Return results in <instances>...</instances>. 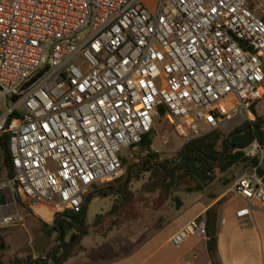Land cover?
Segmentation results:
<instances>
[{
	"label": "built area",
	"instance_id": "2783aa9c",
	"mask_svg": "<svg viewBox=\"0 0 264 264\" xmlns=\"http://www.w3.org/2000/svg\"><path fill=\"white\" fill-rule=\"evenodd\" d=\"M0 88L15 171L0 193L78 213L159 117L183 145L250 121L264 100V18L247 0H0ZM245 154L238 219L264 210V147ZM206 233L200 216L171 244Z\"/></svg>",
	"mask_w": 264,
	"mask_h": 264
},
{
	"label": "crops",
	"instance_id": "0c3cea01",
	"mask_svg": "<svg viewBox=\"0 0 264 264\" xmlns=\"http://www.w3.org/2000/svg\"><path fill=\"white\" fill-rule=\"evenodd\" d=\"M255 111L264 116V100L257 103ZM249 169L246 162L230 170L226 180L217 183L218 178L209 189L187 192L180 197L176 207L170 208L165 225L134 250L122 252L114 247L97 251L82 244L66 264H214L209 251L211 242H216L215 258L219 264H264V210L251 208L250 217L238 219L236 216L238 211L249 207L247 201L233 191L237 181ZM58 214L54 205H32L25 200L12 202L9 194L0 196V228L7 231L6 235L0 234V250H5L3 260L9 263L15 258L45 259L57 244L54 237L43 233L37 221L53 227ZM200 216L207 221L206 237H190L181 248H175L171 238ZM6 218H12L13 222L5 225L3 220ZM29 229L34 231V236L23 241L22 232L27 234ZM25 243L29 248H25Z\"/></svg>",
	"mask_w": 264,
	"mask_h": 264
},
{
	"label": "trees",
	"instance_id": "16d2710c",
	"mask_svg": "<svg viewBox=\"0 0 264 264\" xmlns=\"http://www.w3.org/2000/svg\"><path fill=\"white\" fill-rule=\"evenodd\" d=\"M256 106L257 104L250 111V121L243 123L227 135L222 130H216L201 139L185 144L176 158L171 161H161L160 156L152 151L155 131L153 130L146 135L136 147L147 152L148 155L139 165L129 169L123 184L119 188H99L97 186L96 190L86 197L80 212L64 211L59 213L53 227L40 220L42 231L48 237H54L57 240L59 229L63 231L59 244L51 251V253L56 252L51 257V253L45 257V259L49 258L48 264H66L81 249L83 239L90 234L91 225L83 217L89 202L100 197H111L114 201L112 212H116L129 203L133 196L130 183L134 174L136 177H139L140 174L148 177L144 187L149 193L160 190L171 192L175 187L180 186V182L185 180L194 184L193 187L186 190L188 193H199L215 183L219 175L227 174L230 170L245 164L248 161L245 154L246 149L254 143L264 147V116H259L256 113ZM1 161L7 171V178H13L15 171L12 166L7 136L0 139ZM254 163L256 164L257 161ZM125 164L126 160H122V165ZM175 200L180 203L179 198H175ZM70 229H75L76 232V237L71 242L67 239V233ZM209 251L213 263L219 264L215 258L216 242L209 244ZM33 261V257L15 258L8 264H32ZM45 262L46 260L44 263L36 262L35 264H45ZM1 264L3 263L1 262Z\"/></svg>",
	"mask_w": 264,
	"mask_h": 264
},
{
	"label": "rangeland",
	"instance_id": "374dc122",
	"mask_svg": "<svg viewBox=\"0 0 264 264\" xmlns=\"http://www.w3.org/2000/svg\"><path fill=\"white\" fill-rule=\"evenodd\" d=\"M247 2L250 9L264 18V0H247ZM9 106L10 104L7 100L0 101V115L4 114ZM163 112L161 111L160 115ZM239 126H228L222 132L227 135ZM154 131L155 139L152 151L160 156L161 161L175 159L184 145L181 139L176 136L171 125L163 119V116L157 119ZM147 155V152L141 151L136 146L124 150L121 154V159L126 160V164L123 165L120 177L115 181L106 182L98 187L119 188L123 184L129 169L139 165ZM228 175H230V172L219 175L217 183L226 180ZM6 177L7 171L1 161L0 182L4 181ZM147 180L148 177L146 175L140 174L139 177H136L135 174L133 175L130 183V190L133 192V196L126 206L116 212H112L114 201H112L111 197H100L96 199L97 201L89 202L88 209L84 212L83 217L91 225L90 233L93 234L88 236L86 241L82 243L84 247L94 248L97 251L109 250L114 247L122 252L134 250L165 225L169 218L167 213L171 207H176L177 205L175 198L180 199V197L186 195V190L189 187L194 186L189 180H185L180 182V186L175 187L171 192L160 190L155 193H149L144 187V183ZM98 215L100 216L97 217ZM37 223L41 227L40 220ZM1 233L6 235L7 231H3L0 228ZM22 235V240L27 242L29 238L32 239L34 236V231L29 229L27 234L22 232ZM75 237V229H70L67 233L68 241H73ZM25 248H29L27 243H25ZM4 252L5 250H0V262L8 264L7 260H3L5 257Z\"/></svg>",
	"mask_w": 264,
	"mask_h": 264
},
{
	"label": "water",
	"instance_id": "95a60500",
	"mask_svg": "<svg viewBox=\"0 0 264 264\" xmlns=\"http://www.w3.org/2000/svg\"><path fill=\"white\" fill-rule=\"evenodd\" d=\"M0 90H1V88H0ZM0 196H3V194L0 193ZM14 201H15V200L12 199V202H14ZM86 210H87V208L85 209V211H86ZM62 235H63V231H62L61 229H59V237H58V239L56 240V244H57V245L59 244V240H60V238L62 237ZM58 249H59V247H58ZM55 252H56V251H55ZM55 252L51 253V254H50V257H51ZM45 260H46L45 264H48V263H49V258H48V259H35V260L33 261L32 264H35L36 262L44 263ZM0 264H1V262H0Z\"/></svg>",
	"mask_w": 264,
	"mask_h": 264
},
{
	"label": "flooded vegetation",
	"instance_id": "af4514ba",
	"mask_svg": "<svg viewBox=\"0 0 264 264\" xmlns=\"http://www.w3.org/2000/svg\"><path fill=\"white\" fill-rule=\"evenodd\" d=\"M1 246H2V245H1V243H0V249H1Z\"/></svg>",
	"mask_w": 264,
	"mask_h": 264
}]
</instances>
